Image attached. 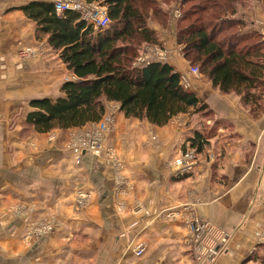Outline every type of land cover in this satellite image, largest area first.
<instances>
[{
  "label": "crops",
  "instance_id": "1",
  "mask_svg": "<svg viewBox=\"0 0 264 264\" xmlns=\"http://www.w3.org/2000/svg\"><path fill=\"white\" fill-rule=\"evenodd\" d=\"M31 1L53 2L0 0V264H200L191 219L228 235L212 264L248 263L264 243V113L255 118L241 96L192 74L175 26L150 23L154 44L168 50L145 43L141 53L167 62L213 112L205 154L190 174L174 172L188 139L204 129L196 114L157 126L116 111L101 153L75 156L72 145L92 122L46 133L26 124L30 100L56 99L75 79L47 37L36 36L22 11ZM249 5L236 15L264 37V7ZM111 105L118 108L107 102L105 114ZM80 193L86 201L75 199ZM35 220L53 227L25 244Z\"/></svg>",
  "mask_w": 264,
  "mask_h": 264
},
{
  "label": "trees",
  "instance_id": "2",
  "mask_svg": "<svg viewBox=\"0 0 264 264\" xmlns=\"http://www.w3.org/2000/svg\"><path fill=\"white\" fill-rule=\"evenodd\" d=\"M84 1L105 6L110 18L107 28L95 29L76 10L57 16L53 2L31 1L22 7L34 21L36 36L47 37L75 76L61 85L60 97L30 100L33 109L26 124L40 133L81 127L100 121L107 102L117 103L127 118L157 126L182 113H198L204 129L195 131L188 143L196 154L204 153L215 132L205 121L213 117L208 105L180 83V75L167 62L133 65L138 46L158 43L156 32L146 23L149 7L158 0ZM258 1L264 7V0ZM247 2L181 0L176 38L184 57L197 64L214 87L241 96L257 118L264 113V37L257 30L246 32V21L236 15L239 4Z\"/></svg>",
  "mask_w": 264,
  "mask_h": 264
},
{
  "label": "built area",
  "instance_id": "3",
  "mask_svg": "<svg viewBox=\"0 0 264 264\" xmlns=\"http://www.w3.org/2000/svg\"><path fill=\"white\" fill-rule=\"evenodd\" d=\"M54 11H56L57 16H63L65 10H76L82 15V18L87 22V24L94 25L97 30H103L107 28L110 24V18L108 16L107 10L101 7L97 3H86L84 0H53ZM162 59V58H161ZM138 65H147L152 62L141 53L137 57ZM190 71L192 74L199 72V68L195 65L190 66ZM114 113H106L103 118L98 122H92L91 126L84 131V134L79 136L77 142L73 146V152L75 156L80 155L82 152H90L93 154L100 153L103 149V140L105 139V134L107 133L108 125L114 122ZM213 154H208L209 159L213 158ZM199 154H196L195 150L187 144L183 152H181L178 157L174 160L173 165L175 167L174 172L178 175L190 174L194 171L199 163ZM87 195L78 194V199L81 201L87 200ZM187 228L189 233L193 237V242L195 248L198 250H203L198 255L205 261L212 262L209 259L210 256H206V249H208L210 254H216L219 250V246L224 239H226V234L213 233V229L204 221H198L196 219L188 220ZM36 229V228H35ZM207 241L203 244V241ZM143 247L137 249L136 254L139 256L143 252ZM212 264V263H211Z\"/></svg>",
  "mask_w": 264,
  "mask_h": 264
},
{
  "label": "rangeland",
  "instance_id": "4",
  "mask_svg": "<svg viewBox=\"0 0 264 264\" xmlns=\"http://www.w3.org/2000/svg\"><path fill=\"white\" fill-rule=\"evenodd\" d=\"M180 1L181 0H158V1H156L155 2V4L154 5H151L150 7H149V18L147 19V21H146V23H147V26L149 27V24L150 23H152V24H150V25H160V26H162V28H166L167 26H170V24L172 23L174 26H175V32H174V35H175V38H176V27H177V22H178V20H179V18L181 17V15H182V7H181V5H180ZM254 2H256V3H259L260 4V2L258 1V0H249V2H247L248 3V5H249V3H254ZM193 3V2H192ZM191 2L188 4V6L187 5H184V6H187V7H189L190 6V4H192ZM247 3L245 4V5H243L244 7H246V6H248L247 5ZM100 5V4H99ZM261 5V4H260ZM101 6V5H100ZM250 6V5H249ZM101 7H104V9H105V6L103 5V6H101ZM81 17H82V15H81ZM183 22V21H182ZM188 22V21H187ZM187 22H183V24L184 25H186L187 24ZM189 23V22H188ZM92 25V24H91ZM94 26V25H93ZM176 42H177V38H176ZM168 43V42H167ZM143 44H145V42H143L140 46H138V49H140L139 50V55L138 56H140L141 54V52H142V49H141V47L143 46ZM152 44H154V43H152ZM154 45H156L157 47H159V48H161L160 50H162V51H164L167 47L166 46H164V47H166V48H164V47H162L160 44H154ZM169 46V45H168ZM167 50H168V48H167ZM137 56V57H138ZM137 57H136V59H135V61L133 62V65L135 66V65H138V62H137ZM153 61H155V62H160L159 60H153ZM138 66H142V65H138ZM190 66H192V67H194L192 64H191V62H189V67ZM196 66H197V64H196ZM191 72V71H190ZM196 74H201L200 72H197ZM195 74V75H196ZM110 110H111V113H113V112H116V111H118V108H117V106L116 105H111L110 106ZM201 115L200 114H196V120L197 119H201ZM195 120V119H194ZM213 120V117L212 118H208V119H205V121H206V123L209 121V122H211ZM202 121H203V118H202ZM209 126V125H208ZM87 127V126H86ZM81 129H83V128H81ZM80 129V131H82V132H84L85 130H87V128L86 129H84V130H81ZM79 130V129H78ZM81 133V132H80ZM79 133V134H80ZM81 135V134H80ZM79 135V136H80ZM101 153V152H100ZM100 153H97V155L98 154H100ZM200 154V153H199ZM75 199L77 200L78 199V196H76L75 197ZM53 227V224L51 223V222H44V221H39V220H35L34 221V225L33 226H31V227H29V228H27L26 230H25V232H24V236H23V238L25 239V244H28L27 242L30 240V243H31V238H30V236H31V234H33L34 232L36 233V235L39 233V234H43V233H45V232H47L50 228H52ZM36 228V229H35ZM188 229V228H187ZM189 232V231H188ZM214 233V232H213ZM191 234V233H190ZM27 235H29V237L27 236ZM38 236V235H37ZM226 236L228 237V235L226 234ZM191 237H192V235H191ZM227 237H226V239H224L223 241H222V243L220 244V246H219V250L217 251V253L216 254H210L209 253V251H208V249H206L205 251H206V256H210V258L209 259H212L213 258V260H212V262L211 263H213L214 261H215V259H216V255L221 251V250H223L224 249V247H226L227 246V244H228V242H229V239L227 240ZM192 240H193V237H192ZM207 241L208 240H206V241H203V244H206L207 243ZM264 242V241H263ZM194 243V242H193ZM264 244H262V246H261V248H257V252H256V255H255V258L254 259H252L251 260V258H250V260H248V263H246V264H264L262 261H264V246H263ZM203 250L201 249V250H198V252H197V250H196V253L198 254H200L201 252H202ZM202 255L203 256H205V254L202 252ZM201 261H202V259H199V263L200 264H202V263H204V264H211L209 261H205V260H203V262L201 263Z\"/></svg>",
  "mask_w": 264,
  "mask_h": 264
}]
</instances>
